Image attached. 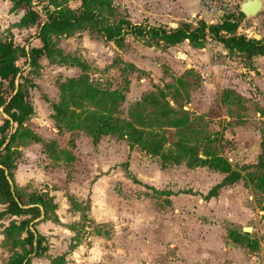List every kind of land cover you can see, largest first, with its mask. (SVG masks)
Wrapping results in <instances>:
<instances>
[{"label": "rangeland", "instance_id": "374dc122", "mask_svg": "<svg viewBox=\"0 0 264 264\" xmlns=\"http://www.w3.org/2000/svg\"><path fill=\"white\" fill-rule=\"evenodd\" d=\"M103 1L107 26L177 29L185 22L221 25L233 19L238 35L264 42V10L240 19L245 0H214L225 7L221 16L210 13L204 0ZM81 3L59 1L51 9L77 10ZM11 5L2 17L0 6V40L38 47V41L29 44L37 28H21L25 11L12 13ZM43 7L35 8L44 14ZM222 47L211 40L196 48L132 36L118 45L85 28L53 35L55 52L40 66L21 62L34 114L14 144L15 185L53 202L36 222L47 251L31 255L30 264H53L61 257L64 264H230L231 244L264 260L256 254L264 252V169L257 168L264 159V57L249 60ZM82 76L125 97L116 113L102 116L116 119L118 134L98 144L83 127L101 108L63 101L61 86ZM153 143L161 145L160 156L149 150ZM222 160L233 172L221 171ZM232 173L240 180L207 200ZM5 209L0 206V213ZM24 219L0 220V264L29 251L27 233L14 228ZM245 228L253 230L248 238L242 236Z\"/></svg>", "mask_w": 264, "mask_h": 264}, {"label": "trees", "instance_id": "16d2710c", "mask_svg": "<svg viewBox=\"0 0 264 264\" xmlns=\"http://www.w3.org/2000/svg\"><path fill=\"white\" fill-rule=\"evenodd\" d=\"M14 3L12 13L18 10L25 11L19 26L21 28L36 27L37 33L30 37L29 44L34 41L39 42L38 47L29 50L16 46L14 41L0 40V206H5V211L0 213V220L6 216L25 217V219L14 228L20 233H27L26 244L29 248L25 254L18 256L10 264H30V256H42L47 248L45 238L36 228L38 219L47 214L51 204V199L39 194H24L16 189L14 179V169L16 167L18 150L14 148L17 141V135L25 128L28 119L34 114V106L29 97V93L24 91L22 85L23 67L35 68L40 66L43 58L52 57L55 52L52 49V36L63 35L76 30L85 28L92 29L98 36L102 37L108 43H117L121 45L125 42L127 36H132L138 40L148 42H164L168 46H177L189 42L196 48H203L207 40H211L224 47L229 52H240L252 60L256 57H264V42L250 40L245 36L237 34L238 23L233 19H227L221 25H208L201 21L194 26L185 22L177 29H168L166 27H157L150 24H133L131 22H121L117 26L111 27L105 25V20L100 13L107 3L103 0H81L80 9L74 10L67 7L57 6L59 10L53 11L59 1L68 2L69 0H39L37 4L34 0H10ZM44 6L43 13L36 10L35 7ZM46 17V19H45ZM245 16L240 13L239 18ZM238 18V19H239ZM79 67L86 72V66L79 63ZM64 103L66 100H72L75 105L83 107L85 102H89L102 111L95 112L85 118L84 129L91 134L96 144L103 136H114L118 134L116 119L113 121L102 116L103 113H116L119 106L124 102L125 97L118 91H102L96 85L92 84L87 76L78 79H69L61 86ZM162 99L166 96L162 93ZM156 101V100H155ZM156 101L155 104H157ZM167 107L168 102H165ZM59 110V108H57ZM109 114V115H112ZM162 115L167 116L164 112ZM108 116V114H107ZM113 121V123H112ZM175 126L180 123H172ZM70 130H74L71 127ZM27 137L33 139L24 131ZM34 140V139H33ZM154 147L149 150L155 156H160L161 145L153 143ZM190 155L194 154V149L182 145L181 147ZM192 157V156H191ZM202 165L206 161H199ZM222 172L231 173V165L227 161H221ZM261 170L264 169L263 156L259 158ZM233 172V171H232ZM241 175L232 173L224 182L211 191L206 197L211 200L218 196V189L227 185H233L239 181ZM262 187L264 186V175L261 177ZM243 238L249 235L242 233ZM259 245L256 244V247ZM65 258L61 257L53 264H64Z\"/></svg>", "mask_w": 264, "mask_h": 264}, {"label": "crops", "instance_id": "0c3cea01", "mask_svg": "<svg viewBox=\"0 0 264 264\" xmlns=\"http://www.w3.org/2000/svg\"><path fill=\"white\" fill-rule=\"evenodd\" d=\"M11 1L10 0H0V6H3L2 9V16L5 15L6 11L9 10V8H12L11 5ZM13 4V3H12ZM5 7V9H4ZM0 17V22L2 23V19ZM10 18H12V16H9ZM8 17V18H9ZM223 48V47H222ZM231 248L229 250V260H230V264H264V260L262 261L261 259L257 258L256 256H253V254L247 253V251L249 252V250L245 249V248H237L235 244H231L230 245ZM257 255H260V258H264V252L263 253H256Z\"/></svg>", "mask_w": 264, "mask_h": 264}, {"label": "water", "instance_id": "95a60500", "mask_svg": "<svg viewBox=\"0 0 264 264\" xmlns=\"http://www.w3.org/2000/svg\"><path fill=\"white\" fill-rule=\"evenodd\" d=\"M264 10V0H245L241 4V13L245 17H257ZM256 39H260V36H256ZM251 228H245V233H251Z\"/></svg>", "mask_w": 264, "mask_h": 264}, {"label": "built area", "instance_id": "2783aa9c", "mask_svg": "<svg viewBox=\"0 0 264 264\" xmlns=\"http://www.w3.org/2000/svg\"><path fill=\"white\" fill-rule=\"evenodd\" d=\"M204 7L209 10L210 13L213 15L221 16L224 14L222 8H225L221 3H217L214 0H204L203 1Z\"/></svg>", "mask_w": 264, "mask_h": 264}]
</instances>
